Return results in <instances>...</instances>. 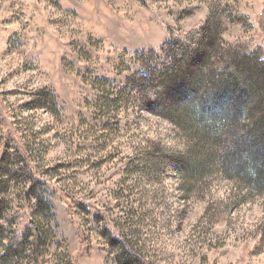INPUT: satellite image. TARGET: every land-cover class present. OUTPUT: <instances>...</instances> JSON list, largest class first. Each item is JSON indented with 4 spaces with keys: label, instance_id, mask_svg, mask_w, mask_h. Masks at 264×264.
<instances>
[{
    "label": "rangeland",
    "instance_id": "374dc122",
    "mask_svg": "<svg viewBox=\"0 0 264 264\" xmlns=\"http://www.w3.org/2000/svg\"><path fill=\"white\" fill-rule=\"evenodd\" d=\"M264 0H0V264H264V194L178 174L187 147L135 89L143 51L227 18L264 40ZM77 203L86 205L78 206ZM115 233L118 239L111 238ZM27 234V233H26Z\"/></svg>",
    "mask_w": 264,
    "mask_h": 264
},
{
    "label": "trees",
    "instance_id": "16d2710c",
    "mask_svg": "<svg viewBox=\"0 0 264 264\" xmlns=\"http://www.w3.org/2000/svg\"><path fill=\"white\" fill-rule=\"evenodd\" d=\"M227 21L204 22L187 34L171 31L159 51L140 53L145 72L134 85L150 111L183 134L187 147L178 157V174L188 184L222 175L264 194V40L225 41ZM257 21L264 34V6ZM25 230L13 246L24 251L31 237V264H39L41 233L33 222ZM111 238L121 240L113 232ZM118 242L130 264H149Z\"/></svg>",
    "mask_w": 264,
    "mask_h": 264
}]
</instances>
